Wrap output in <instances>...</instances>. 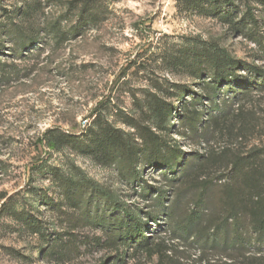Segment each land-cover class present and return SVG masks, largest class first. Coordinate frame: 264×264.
Masks as SVG:
<instances>
[{
    "label": "rangeland",
    "instance_id": "1",
    "mask_svg": "<svg viewBox=\"0 0 264 264\" xmlns=\"http://www.w3.org/2000/svg\"><path fill=\"white\" fill-rule=\"evenodd\" d=\"M248 2L241 30L178 0H0V264L264 261L246 231L264 198L239 196L250 209L236 247L225 188L235 163L264 168V88L224 89L220 111L201 83L217 48L240 75L264 74V0ZM98 124L124 148L88 152ZM8 201L30 226L2 212ZM116 203L141 215L148 244L122 239Z\"/></svg>",
    "mask_w": 264,
    "mask_h": 264
},
{
    "label": "trees",
    "instance_id": "2",
    "mask_svg": "<svg viewBox=\"0 0 264 264\" xmlns=\"http://www.w3.org/2000/svg\"><path fill=\"white\" fill-rule=\"evenodd\" d=\"M249 0H178L179 4L184 9L197 10L206 16L216 17L227 24H233L234 27L247 28L248 24L252 23V20L248 18L247 13L240 8V4L248 5ZM260 1V0H259ZM31 41H35L36 38L30 36ZM214 61V67L207 72L209 80L204 79L201 83L207 82L211 89V95H209V102H212V106L215 110L223 111L224 108L221 106V102L217 100L220 92L226 91L231 92L233 98L238 95H244L248 90L257 86V89L264 88V76L263 73L259 72L257 68L247 67L248 73L246 75H240L239 68L240 62L233 60L224 50L214 49L212 54ZM242 65V64H241ZM200 67L194 69L195 76L202 78V71H198ZM202 97L196 98V102L200 103ZM186 104V103H185ZM224 104V103H223ZM172 108L165 107L164 109L158 108L157 112L163 114V116H169ZM98 129L93 130L89 139L90 144L94 147H88V152L95 154V156L110 157L114 150L123 149L122 145L123 138L115 129H107L98 124ZM95 138V139H94ZM122 140V141H121ZM106 153H104V152ZM157 162V164H165L160 158L151 160ZM168 165V164H167ZM170 168V167H169ZM171 169V168H170ZM236 174L232 177V181L235 183L234 186L226 185L227 197L230 199V204L227 209L228 216L226 219L232 220V233L234 234V246L239 247L243 241L244 231L243 224L244 213L249 212V207L244 206L243 200L238 201L244 190L259 191L256 195L257 198H264V182L261 183V179L264 178V168L258 164L256 160L247 158L242 165L235 163ZM139 172V171H138ZM239 198V199H238ZM260 201H256L259 204ZM261 203V202H260ZM126 203H116L114 205L115 210L121 215H116L114 218H110V223H114L117 227L119 235L124 240L136 241L139 245L148 244L150 239L144 233V227L146 223L141 218V215L136 213L133 209L128 207ZM254 208L259 205L253 203ZM252 209V208H251ZM252 211V210H251ZM2 212L7 216L22 222L24 225H29V219L26 211L19 209L15 203L10 201L3 204ZM255 212V211H253ZM252 212V214H253ZM257 216H253L249 229L246 231L253 235L254 239L264 244V212L257 213ZM37 232V229H32ZM250 264H264V261L252 260Z\"/></svg>",
    "mask_w": 264,
    "mask_h": 264
}]
</instances>
